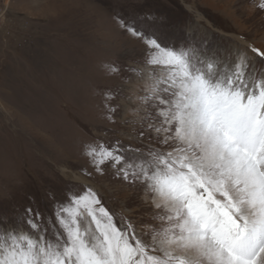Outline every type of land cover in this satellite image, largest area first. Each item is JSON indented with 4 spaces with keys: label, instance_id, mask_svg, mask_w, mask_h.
<instances>
[{
    "label": "snow or ice",
    "instance_id": "1",
    "mask_svg": "<svg viewBox=\"0 0 264 264\" xmlns=\"http://www.w3.org/2000/svg\"><path fill=\"white\" fill-rule=\"evenodd\" d=\"M147 44L130 114L150 142H96L85 154L142 188L150 222L118 226L86 186L59 206L51 235L39 213L0 227V264H264V50L220 59Z\"/></svg>",
    "mask_w": 264,
    "mask_h": 264
},
{
    "label": "rangeland",
    "instance_id": "2",
    "mask_svg": "<svg viewBox=\"0 0 264 264\" xmlns=\"http://www.w3.org/2000/svg\"><path fill=\"white\" fill-rule=\"evenodd\" d=\"M216 2L0 0V227L18 228L39 213L51 235L59 206L86 186L118 226L150 222L142 188L110 164L97 172L85 145L150 142L130 114L139 82L131 69L145 65L148 39L220 59L247 47L241 40L264 42L259 0Z\"/></svg>",
    "mask_w": 264,
    "mask_h": 264
},
{
    "label": "bare ground",
    "instance_id": "3",
    "mask_svg": "<svg viewBox=\"0 0 264 264\" xmlns=\"http://www.w3.org/2000/svg\"><path fill=\"white\" fill-rule=\"evenodd\" d=\"M213 1H215L216 2V0H213ZM217 3V2H216ZM218 4V3H217ZM220 4V3H219ZM221 4H223V3H221ZM220 4V5H221ZM225 6V5H224ZM229 8V7H228ZM229 14H231V15H233V17H235V18H237L236 17V14L233 12V11H231V12H229ZM237 20V19H236ZM240 39V38H239ZM241 42H245V43H247L248 45H254V44H252V43H250L249 41H242L241 40ZM258 47H261V48H264V42H258ZM255 46V45H254Z\"/></svg>",
    "mask_w": 264,
    "mask_h": 264
},
{
    "label": "built area",
    "instance_id": "4",
    "mask_svg": "<svg viewBox=\"0 0 264 264\" xmlns=\"http://www.w3.org/2000/svg\"><path fill=\"white\" fill-rule=\"evenodd\" d=\"M0 10H1V8H0ZM4 15H5V11L2 9V11H1V16H2V17H5Z\"/></svg>",
    "mask_w": 264,
    "mask_h": 264
}]
</instances>
